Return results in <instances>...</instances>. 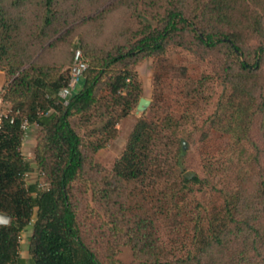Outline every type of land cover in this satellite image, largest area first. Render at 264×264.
Returning a JSON list of instances; mask_svg holds the SVG:
<instances>
[{
	"label": "trees",
	"instance_id": "16d2710c",
	"mask_svg": "<svg viewBox=\"0 0 264 264\" xmlns=\"http://www.w3.org/2000/svg\"><path fill=\"white\" fill-rule=\"evenodd\" d=\"M67 1L71 10L64 0H0L4 99L17 111L0 127V212L10 216L0 264L26 263L18 237L31 220L28 264H264V0H101L96 10ZM75 37L88 66L63 104L72 55L67 70L38 54L67 53ZM176 48L203 66L195 79L176 67L183 110L142 113L112 167L95 163L140 98L135 66ZM154 82L155 102L166 103L158 68ZM206 85L218 90L201 106ZM24 118L39 128L43 188L24 180ZM212 130L229 136L228 148L188 168L186 141ZM122 246L131 261L118 258Z\"/></svg>",
	"mask_w": 264,
	"mask_h": 264
},
{
	"label": "rangeland",
	"instance_id": "374dc122",
	"mask_svg": "<svg viewBox=\"0 0 264 264\" xmlns=\"http://www.w3.org/2000/svg\"><path fill=\"white\" fill-rule=\"evenodd\" d=\"M4 1L6 2V0ZM100 2L101 0H97L95 3L93 0H90L89 2L88 0H82L79 5L82 7L85 6V10L90 9V7L91 9L96 10L97 5H99ZM64 3V7L68 8V10H71L69 9L70 5L68 4L70 1L64 0ZM2 6L3 8H6L7 4ZM12 11L15 17H17L18 14H15L16 11ZM30 14L31 13H27V15ZM118 16L119 14L115 12L108 16L109 18H107V25L105 29L103 28L105 32L99 35V38L96 37V39L98 38L100 41L101 39L104 40L106 38V35L111 29H113L114 24H116ZM76 40L78 39L75 37L72 44L67 47V53L59 49H52L48 51L39 50L38 58L42 62L46 63H62L63 68L68 70L70 61L67 68H65V64L68 59H71L72 51L76 47L74 45L77 44ZM177 66H183L186 70L187 76L190 79L197 78L203 70V66L196 60L195 57H193L188 51L180 48L168 49L162 56L161 61H158V59H155V57H146L135 66V71L141 84L140 97H144L150 102L144 111H137L136 106L139 101L138 100L130 113L121 117L118 122L115 123L114 128L116 134L114 137L109 139L105 147L97 150L93 154L92 158L95 163H99L107 169L112 167L114 161L120 156L122 150L124 149L128 134L130 133L134 123L138 117L142 115V113H145L146 115H161L165 113L164 111L166 107L171 108L174 112H180L183 110L184 105L179 106L177 104L179 102L180 89L182 87V80L177 78ZM156 68H158L160 74L162 75V79L165 82L164 90L167 89V85L170 87L167 102L163 104L155 102L154 100V75L156 73ZM81 84L82 80L80 79L76 90L81 87ZM213 87L218 90V88H216L214 85H206L201 89L202 95L199 103L201 106L203 102L208 99ZM96 126L97 124L88 121V123L82 129V133L86 134V136L89 134L90 136V129ZM38 129L39 128L36 124H30L26 130V133L22 132L20 152L24 160L30 164V171L24 176L25 183L27 184L36 181L38 182V187L43 188L46 186L47 182H45L44 177L38 172L34 163V144L38 134ZM228 140L229 136L227 134L221 133L217 130H212L209 136L205 140L201 141L198 138V133L195 132L192 138H189L185 143L187 147V167L200 170L202 158H215L221 155L222 152L228 148ZM32 222L33 220L28 223V225L19 233L18 237L19 254L25 259V264H28V238L30 237L32 231ZM118 258L123 262L131 261L132 252L130 247L122 246L120 248Z\"/></svg>",
	"mask_w": 264,
	"mask_h": 264
},
{
	"label": "built area",
	"instance_id": "2783aa9c",
	"mask_svg": "<svg viewBox=\"0 0 264 264\" xmlns=\"http://www.w3.org/2000/svg\"><path fill=\"white\" fill-rule=\"evenodd\" d=\"M87 66L88 62L87 59L84 57L82 50L79 47L74 48L72 52L69 79L67 83L62 86L57 93L59 99L62 101L63 104H66L68 102L70 95L74 92ZM4 93V85L0 84V127L2 126L5 120H8L10 123H12L14 120V114L17 113V111H13L10 103L4 99ZM28 127L29 123L27 119H22L20 123V128L22 129L23 133H26Z\"/></svg>",
	"mask_w": 264,
	"mask_h": 264
},
{
	"label": "water",
	"instance_id": "95a60500",
	"mask_svg": "<svg viewBox=\"0 0 264 264\" xmlns=\"http://www.w3.org/2000/svg\"><path fill=\"white\" fill-rule=\"evenodd\" d=\"M149 102L150 101L148 99L144 97H140L136 106V110L144 111V109L147 107ZM9 221H10V216L7 213L0 212V225H6L9 223Z\"/></svg>",
	"mask_w": 264,
	"mask_h": 264
},
{
	"label": "crops",
	"instance_id": "0c3cea01",
	"mask_svg": "<svg viewBox=\"0 0 264 264\" xmlns=\"http://www.w3.org/2000/svg\"><path fill=\"white\" fill-rule=\"evenodd\" d=\"M5 83L4 73L0 72V84L3 85Z\"/></svg>",
	"mask_w": 264,
	"mask_h": 264
}]
</instances>
